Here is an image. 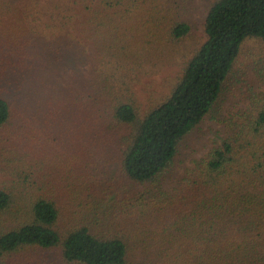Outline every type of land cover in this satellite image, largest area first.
Returning a JSON list of instances; mask_svg holds the SVG:
<instances>
[{
	"label": "trees",
	"instance_id": "1",
	"mask_svg": "<svg viewBox=\"0 0 264 264\" xmlns=\"http://www.w3.org/2000/svg\"><path fill=\"white\" fill-rule=\"evenodd\" d=\"M1 1L12 9L18 0ZM102 3L134 15L141 0ZM83 5L89 13L97 7ZM57 11L45 15L58 17ZM167 25L175 40L190 30ZM44 32V41L30 30L14 48H0V152L10 163L0 170L13 179L0 188V213L24 216L0 237V264H13L9 259L27 247L59 248L66 264H264V108L202 162L172 176L180 142L215 106L243 42L264 41V0L214 2L205 42L169 96L143 116L117 73L122 65L100 63L112 55L103 45L113 40L109 34L94 56L100 65L87 76L80 69L64 74L66 62L55 65L73 47L52 39L47 26ZM36 42L45 44V56ZM126 53L121 49L122 58ZM127 129L134 133L126 145ZM64 134L68 144L49 153L50 164L34 156L33 145L56 151ZM106 150L114 172L102 166Z\"/></svg>",
	"mask_w": 264,
	"mask_h": 264
},
{
	"label": "rangeland",
	"instance_id": "2",
	"mask_svg": "<svg viewBox=\"0 0 264 264\" xmlns=\"http://www.w3.org/2000/svg\"><path fill=\"white\" fill-rule=\"evenodd\" d=\"M216 1L157 0L155 4H150L148 0H141L136 14L125 15L117 8L105 6L102 0H84L92 5V9L97 6L90 13L84 8L83 0H18L12 9L6 8L0 0V48L5 46L14 48V45L20 41L18 35L30 30L37 33L36 39L44 41L45 36L41 34L47 26L52 39L61 41L62 44L63 40H66L72 44L73 48L65 55V60L63 58L55 64L57 66L66 62L68 69L64 74L70 75L73 69H80L81 73L88 72V76L93 67L104 61L112 65L121 64V70L117 73L121 71L123 81L128 87H132L138 115L143 116L146 111L153 109L169 96L177 78L181 76L185 63L205 42V18L209 7ZM51 8L58 10V17L53 15L50 19L45 15ZM112 20H117L120 25L119 31L114 29L117 23ZM143 23L145 28L141 32H134V29ZM167 23L169 25L185 23L190 28L189 33L175 40L169 35ZM103 26H106L107 30L103 29ZM130 27L132 30H129ZM103 34H109L113 39L103 44L112 49V55L103 58L99 63L94 56L102 47ZM36 43V51H40V57L45 56V44ZM121 49L126 50L127 57L122 58ZM133 67L137 68V72L128 73ZM44 77L53 78L50 74H45ZM58 77L61 81V74ZM66 83L61 84L65 86ZM263 108L264 41L250 38L241 45L215 106L201 124L180 142L172 176L183 175L186 170L202 162L214 148L228 142L238 127L253 123L258 111ZM132 130H125L126 145L131 133H134ZM46 131L47 129L44 132ZM65 134L64 142H61L60 148H55L56 151L48 147L42 150L40 145L38 147L33 145L34 156L41 155L50 164L49 153H60L67 146ZM111 152L107 150L103 152L109 154L104 155L101 160L105 163L102 162L104 168L107 167L114 172L117 163L113 161L115 159L109 158ZM6 158L4 151L0 152V169L7 170L10 166ZM76 171L77 166L75 174L78 177ZM69 174H71L69 170H60L62 177ZM100 176L103 180H108L109 175L100 174ZM12 184V177L0 170V188L6 189ZM16 217L24 219L20 212L0 213V237L7 231L17 228L22 222L15 219ZM237 236L228 235L230 239H238ZM9 261L13 264H66L62 260L59 248L27 247L21 249Z\"/></svg>",
	"mask_w": 264,
	"mask_h": 264
}]
</instances>
